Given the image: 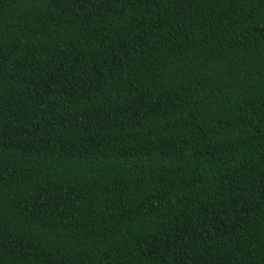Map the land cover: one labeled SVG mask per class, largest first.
I'll return each instance as SVG.
<instances>
[{"label": "trees", "instance_id": "16d2710c", "mask_svg": "<svg viewBox=\"0 0 264 264\" xmlns=\"http://www.w3.org/2000/svg\"><path fill=\"white\" fill-rule=\"evenodd\" d=\"M0 264H264V0H0Z\"/></svg>", "mask_w": 264, "mask_h": 264}]
</instances>
